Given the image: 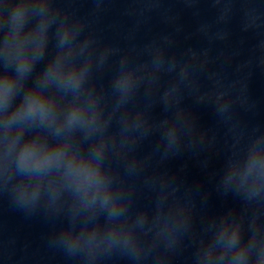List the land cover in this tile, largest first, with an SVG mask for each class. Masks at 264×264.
Returning a JSON list of instances; mask_svg holds the SVG:
<instances>
[{
    "label": "clouds",
    "instance_id": "1",
    "mask_svg": "<svg viewBox=\"0 0 264 264\" xmlns=\"http://www.w3.org/2000/svg\"><path fill=\"white\" fill-rule=\"evenodd\" d=\"M22 17V12L19 8L15 11L13 19L19 21ZM29 70V65L27 63H21L19 71L24 73ZM61 71V65L54 64L52 68L46 71L45 76L47 79H52L57 73ZM83 76V71L76 73L72 72L68 75L67 79L64 81L67 84H72L75 82L78 84L79 80ZM12 92V83L10 79L5 76L0 80V101L6 102L8 97ZM48 105L40 98L39 95L33 93L24 98V105L19 112L21 118L35 117L39 115L41 119L48 117ZM79 119V110L74 109L68 118V123L71 125ZM63 155V152L49 153L46 149L37 147L35 143L32 145H27L21 154V161L24 164L32 163L34 167L42 168L47 165H50L54 159H59ZM257 162L255 159L252 160V163L249 166V171L252 168L256 167ZM260 167L264 168V164H260ZM76 174L80 177L85 192L92 191L93 199L99 196L103 192V203H107L109 200L108 188L104 184L102 177L100 176L99 168L83 167L76 170ZM238 239V232L234 230L231 234V237L227 240V243L224 244V247L231 248L236 245ZM235 261H240L244 259V251L237 250L236 256L234 257ZM255 264H264V255H262Z\"/></svg>",
    "mask_w": 264,
    "mask_h": 264
}]
</instances>
